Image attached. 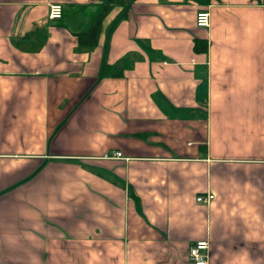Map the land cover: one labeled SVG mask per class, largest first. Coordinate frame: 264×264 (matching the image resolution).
Masks as SVG:
<instances>
[{
	"label": "crops",
	"instance_id": "obj_1",
	"mask_svg": "<svg viewBox=\"0 0 264 264\" xmlns=\"http://www.w3.org/2000/svg\"><path fill=\"white\" fill-rule=\"evenodd\" d=\"M203 239L264 264V0H0V264H190Z\"/></svg>",
	"mask_w": 264,
	"mask_h": 264
},
{
	"label": "built area",
	"instance_id": "obj_2",
	"mask_svg": "<svg viewBox=\"0 0 264 264\" xmlns=\"http://www.w3.org/2000/svg\"><path fill=\"white\" fill-rule=\"evenodd\" d=\"M62 16V5L52 3L49 5L48 17L58 19ZM195 24L200 27H206L209 24V12L200 10L195 15ZM114 156H120L119 152H114ZM213 195L208 193L205 196H198L197 201H210ZM209 241L207 239L197 240L190 244L188 248V262L190 264H208Z\"/></svg>",
	"mask_w": 264,
	"mask_h": 264
},
{
	"label": "trees",
	"instance_id": "obj_3",
	"mask_svg": "<svg viewBox=\"0 0 264 264\" xmlns=\"http://www.w3.org/2000/svg\"><path fill=\"white\" fill-rule=\"evenodd\" d=\"M201 44V41H199V40H196L195 41V48H197V49H203L204 47V45L202 46V45H200ZM118 64H116V65H113L114 67H109V66H107V67H109L110 69H113V72H112V74L113 75H116V74H121V71L119 70V69H117V66ZM108 69V68H107Z\"/></svg>",
	"mask_w": 264,
	"mask_h": 264
}]
</instances>
